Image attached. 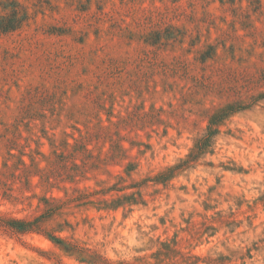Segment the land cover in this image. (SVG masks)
Listing matches in <instances>:
<instances>
[{
    "label": "rangeland",
    "instance_id": "1",
    "mask_svg": "<svg viewBox=\"0 0 264 264\" xmlns=\"http://www.w3.org/2000/svg\"><path fill=\"white\" fill-rule=\"evenodd\" d=\"M13 1L0 264H264V0Z\"/></svg>",
    "mask_w": 264,
    "mask_h": 264
},
{
    "label": "trees",
    "instance_id": "2",
    "mask_svg": "<svg viewBox=\"0 0 264 264\" xmlns=\"http://www.w3.org/2000/svg\"><path fill=\"white\" fill-rule=\"evenodd\" d=\"M29 15L17 2L13 1L9 14L0 16V33L7 34L18 30L28 19ZM6 226L18 233L37 232L33 222L23 219H9ZM54 239V238H53ZM57 241V240H56Z\"/></svg>",
    "mask_w": 264,
    "mask_h": 264
}]
</instances>
